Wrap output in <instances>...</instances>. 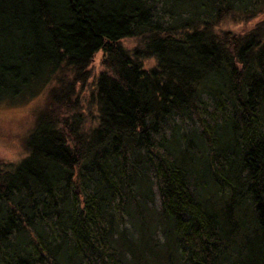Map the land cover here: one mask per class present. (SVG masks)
Returning <instances> with one entry per match:
<instances>
[{"label": "trees", "instance_id": "1", "mask_svg": "<svg viewBox=\"0 0 264 264\" xmlns=\"http://www.w3.org/2000/svg\"><path fill=\"white\" fill-rule=\"evenodd\" d=\"M46 88L0 264H264V0H0V104Z\"/></svg>", "mask_w": 264, "mask_h": 264}, {"label": "rangeland", "instance_id": "2", "mask_svg": "<svg viewBox=\"0 0 264 264\" xmlns=\"http://www.w3.org/2000/svg\"><path fill=\"white\" fill-rule=\"evenodd\" d=\"M258 20L259 18H254L246 22H233L227 19L219 24L215 30L218 32L228 31L234 34H244ZM138 44V38H127L121 41V45L127 50H132ZM101 57L102 52H98L89 67L91 77L86 87L80 91V96L83 100L87 99L88 95L93 91V80L103 69ZM153 64V59L144 61V65L146 66ZM47 91L48 88L37 96L12 103L0 104V165L18 163L27 155L24 143L34 127L36 115L46 107ZM92 111L94 110L92 109ZM90 123L92 124L91 121ZM90 123L87 122L86 128L91 126Z\"/></svg>", "mask_w": 264, "mask_h": 264}]
</instances>
